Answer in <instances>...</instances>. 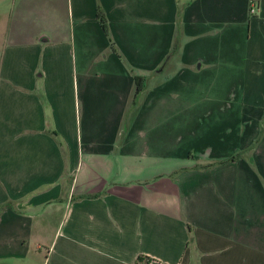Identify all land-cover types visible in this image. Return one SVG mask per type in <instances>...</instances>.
<instances>
[{
	"label": "crops",
	"instance_id": "obj_1",
	"mask_svg": "<svg viewBox=\"0 0 264 264\" xmlns=\"http://www.w3.org/2000/svg\"><path fill=\"white\" fill-rule=\"evenodd\" d=\"M256 1L0 0V264H264Z\"/></svg>",
	"mask_w": 264,
	"mask_h": 264
},
{
	"label": "trees",
	"instance_id": "obj_2",
	"mask_svg": "<svg viewBox=\"0 0 264 264\" xmlns=\"http://www.w3.org/2000/svg\"><path fill=\"white\" fill-rule=\"evenodd\" d=\"M253 3H257L256 0H251ZM257 5V4H256ZM102 27L103 29L105 28L102 24ZM134 81H135V88H136V91H135V96H137L140 92H142L145 88V79L144 78H141V77H135L134 78ZM209 166H212V165H207V166H204V167H209Z\"/></svg>",
	"mask_w": 264,
	"mask_h": 264
},
{
	"label": "rangeland",
	"instance_id": "obj_3",
	"mask_svg": "<svg viewBox=\"0 0 264 264\" xmlns=\"http://www.w3.org/2000/svg\"><path fill=\"white\" fill-rule=\"evenodd\" d=\"M7 19H8V16L6 13H0V20L4 21V23L7 24ZM4 24L3 25V28H2V35H3V42L5 40V37L8 35V26Z\"/></svg>",
	"mask_w": 264,
	"mask_h": 264
},
{
	"label": "built area",
	"instance_id": "obj_4",
	"mask_svg": "<svg viewBox=\"0 0 264 264\" xmlns=\"http://www.w3.org/2000/svg\"><path fill=\"white\" fill-rule=\"evenodd\" d=\"M258 10V5L252 2L251 7H250V13L255 14Z\"/></svg>",
	"mask_w": 264,
	"mask_h": 264
}]
</instances>
